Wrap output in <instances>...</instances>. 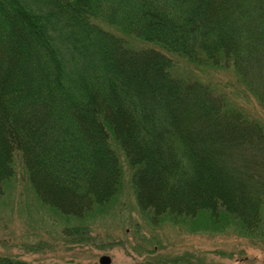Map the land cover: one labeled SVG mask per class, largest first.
<instances>
[{
	"label": "trees",
	"instance_id": "trees-1",
	"mask_svg": "<svg viewBox=\"0 0 264 264\" xmlns=\"http://www.w3.org/2000/svg\"><path fill=\"white\" fill-rule=\"evenodd\" d=\"M245 99L264 114V0H0V191L24 176L64 219L118 202L123 158L148 220L264 243Z\"/></svg>",
	"mask_w": 264,
	"mask_h": 264
},
{
	"label": "rangeland",
	"instance_id": "rangeland-1",
	"mask_svg": "<svg viewBox=\"0 0 264 264\" xmlns=\"http://www.w3.org/2000/svg\"><path fill=\"white\" fill-rule=\"evenodd\" d=\"M204 75L220 86L221 80H232L219 73ZM245 106L264 123L252 100L245 99ZM120 160L124 179L118 202L80 222L38 203L25 177L17 176L0 191V255L33 264H99L103 255L111 258L110 264H264V243L231 229L190 231L170 220H148ZM200 226L201 220L192 224L195 230Z\"/></svg>",
	"mask_w": 264,
	"mask_h": 264
},
{
	"label": "water",
	"instance_id": "water-1",
	"mask_svg": "<svg viewBox=\"0 0 264 264\" xmlns=\"http://www.w3.org/2000/svg\"><path fill=\"white\" fill-rule=\"evenodd\" d=\"M111 258L107 255H103L99 258V264H110Z\"/></svg>",
	"mask_w": 264,
	"mask_h": 264
}]
</instances>
